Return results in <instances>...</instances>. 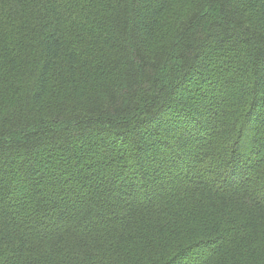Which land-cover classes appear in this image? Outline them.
Listing matches in <instances>:
<instances>
[{
  "label": "trees",
  "instance_id": "16d2710c",
  "mask_svg": "<svg viewBox=\"0 0 264 264\" xmlns=\"http://www.w3.org/2000/svg\"><path fill=\"white\" fill-rule=\"evenodd\" d=\"M0 264H264V0H0Z\"/></svg>",
  "mask_w": 264,
  "mask_h": 264
}]
</instances>
